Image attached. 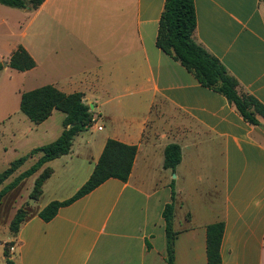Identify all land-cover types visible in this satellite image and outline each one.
<instances>
[{
	"label": "crops",
	"instance_id": "obj_1",
	"mask_svg": "<svg viewBox=\"0 0 264 264\" xmlns=\"http://www.w3.org/2000/svg\"><path fill=\"white\" fill-rule=\"evenodd\" d=\"M166 0H46L38 9L39 84L82 93L93 125L70 154L19 180L42 154L29 157L0 186V264H167L165 207L174 206V264H208L207 228L223 223L222 264H264V119L255 126L228 99L206 87L156 41ZM195 41L216 57L242 91L264 105V2L194 0ZM30 10V9H29ZM33 13V12H31ZM30 13V14H31ZM35 19H31L32 23ZM9 67H5L8 69ZM93 106V108L91 107ZM66 115L43 123L7 114L0 119V173L62 134ZM101 128V129H99ZM108 140L136 146L127 181L110 178L72 199L90 179ZM181 148L175 170L165 151ZM37 201L30 199L46 169ZM174 193V197H173ZM27 210L17 235L10 226ZM14 243L12 246L11 244Z\"/></svg>",
	"mask_w": 264,
	"mask_h": 264
},
{
	"label": "trees",
	"instance_id": "obj_2",
	"mask_svg": "<svg viewBox=\"0 0 264 264\" xmlns=\"http://www.w3.org/2000/svg\"><path fill=\"white\" fill-rule=\"evenodd\" d=\"M46 0H0V4L11 8L38 9ZM264 2V0H262ZM197 27V17L194 0H166L163 14L159 22L156 44L158 48L180 62L198 82L206 88L224 95L228 101L235 105L241 116L248 123L258 126L260 119H264V105L254 96L242 91L238 81L231 76L226 67L213 55L198 44L194 39ZM37 66L35 59L22 45L11 54L8 67L24 73ZM5 69L0 63V75ZM20 110L34 124L45 122L55 110L66 115L63 121L64 130L54 142L32 150L29 155L14 161L9 168L0 173V186L12 176L24 162L32 156L42 154V157L19 177V180L29 177L40 170L44 164L59 157L70 154L76 136L87 131L93 123V112L85 103L82 93L67 95L52 85L43 86L24 92L21 95ZM137 154V147L123 144L115 140H108L104 152L95 166L87 183L77 194L66 202H52L41 213L45 221L53 219L59 208L68 205L76 199L88 194L110 178L127 181ZM181 162V148L171 144L165 151V168L175 170ZM53 174V170L46 168L36 179L30 199L37 201L42 194L44 182ZM16 184V183H14ZM13 185L0 193L2 196ZM174 197V193H173ZM174 206L165 207L163 216L166 223L167 235V264H174V243L176 233L173 231ZM27 210L22 207L16 213L10 229L17 235L20 225L25 221ZM224 234V224L217 223L207 228V254L208 264H222L221 244ZM12 246L14 243L11 244ZM7 264H15L9 260V247H5Z\"/></svg>",
	"mask_w": 264,
	"mask_h": 264
},
{
	"label": "rangeland",
	"instance_id": "obj_3",
	"mask_svg": "<svg viewBox=\"0 0 264 264\" xmlns=\"http://www.w3.org/2000/svg\"><path fill=\"white\" fill-rule=\"evenodd\" d=\"M31 19L35 20L30 23ZM16 42L32 46L38 58V14L34 13V9L11 8L0 4V63H9L2 56H7L8 47ZM39 82L38 72L29 75L11 68L4 69L0 75V119L14 113L25 117L20 110V96L17 92L29 90Z\"/></svg>",
	"mask_w": 264,
	"mask_h": 264
},
{
	"label": "water",
	"instance_id": "obj_4",
	"mask_svg": "<svg viewBox=\"0 0 264 264\" xmlns=\"http://www.w3.org/2000/svg\"><path fill=\"white\" fill-rule=\"evenodd\" d=\"M4 67H8V64L6 62L3 63ZM93 108V106H91Z\"/></svg>",
	"mask_w": 264,
	"mask_h": 264
},
{
	"label": "built area",
	"instance_id": "obj_5",
	"mask_svg": "<svg viewBox=\"0 0 264 264\" xmlns=\"http://www.w3.org/2000/svg\"><path fill=\"white\" fill-rule=\"evenodd\" d=\"M94 122V121H93ZM92 125H93V123L89 126V127H92ZM99 129H101V128H99Z\"/></svg>",
	"mask_w": 264,
	"mask_h": 264
}]
</instances>
